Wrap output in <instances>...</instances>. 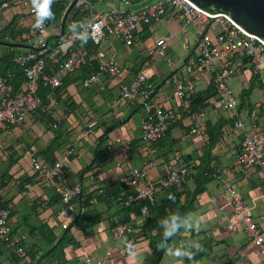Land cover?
<instances>
[{"label": "crops", "instance_id": "1", "mask_svg": "<svg viewBox=\"0 0 264 264\" xmlns=\"http://www.w3.org/2000/svg\"><path fill=\"white\" fill-rule=\"evenodd\" d=\"M151 2L135 1L133 8ZM114 6L113 0H105L98 4L97 11L106 13ZM77 12L69 15L65 36L82 27L83 22L75 20ZM12 21L28 28L34 26L36 15L17 9L0 12L1 25ZM182 25L181 16L172 19L167 16L159 23L142 25L132 46L117 38L100 47L92 45L89 62L74 74H63L62 87L50 90L48 95L55 98L56 104H51L48 97L47 103H42L25 124L1 131L0 205L11 209L9 223L13 239L24 247L26 258L18 257L0 239V264H79L86 257L104 260L110 249L112 255L106 264H146L152 253L149 239L142 233L148 216L131 212L128 225L135 233L123 240L114 241L113 230L133 199L126 195L132 190L124 186L129 171L143 168L152 160L156 165L148 170L146 184L166 178L172 166L181 161L193 171L192 180L178 189L182 196L175 206H185L188 213L180 219L177 233L167 243L161 264H261V252L248 239L239 218L231 209L221 210V207L225 202V183H230L238 196L254 208V219L259 220L264 214V196H261L264 172L238 166L242 137L234 131L235 120L219 105L216 84L209 73L196 82L194 98L202 101L208 92L212 95L194 109L192 106V111L205 110L207 127H216V142L210 148L209 134L191 133L193 117L182 110L173 79H188L185 66L196 58L197 42L205 33L215 40L217 33L207 32L200 21L187 26L186 33L181 31ZM50 26L51 32H60L61 23ZM161 39H168V58H150L149 51ZM48 44L55 47L57 41L48 40ZM32 50L29 46L0 43V78L10 79L17 93L25 90L26 80L5 60ZM111 57L121 67L119 78L100 75V84L85 88L83 83L90 76V69L95 71L100 61ZM47 65L50 74L56 71L49 59ZM229 68H234L229 85L237 96L239 115L246 129L264 134V66L258 72L247 58L238 56ZM140 73L157 86L154 106L182 114L181 119L172 123L167 135L152 145L141 138L142 100L132 102L120 97L121 84H131ZM92 120L97 121V127L87 140L83 132ZM117 139L121 144L107 151L106 146ZM122 146L129 149L128 160L120 151ZM71 150L73 153L68 156ZM32 158L49 166L68 162V184L82 187V199L75 202V210L68 218L59 216L64 207L61 198L52 186H44L37 179ZM205 171L210 172L211 175H206L210 179L198 193L204 179L201 174ZM110 189L121 192L119 197L107 196L106 201H99V195ZM169 197L163 191L156 197L157 204ZM64 224L68 227L64 228ZM229 224L237 225L238 230L230 231ZM66 232L75 243L64 250L60 261V255L53 250Z\"/></svg>", "mask_w": 264, "mask_h": 264}, {"label": "built area", "instance_id": "2", "mask_svg": "<svg viewBox=\"0 0 264 264\" xmlns=\"http://www.w3.org/2000/svg\"><path fill=\"white\" fill-rule=\"evenodd\" d=\"M61 0H53L58 2ZM68 1V7L74 0ZM105 0H78V10L87 16L82 27L75 32L66 35L55 47L48 44L50 37L59 35L60 32H51L50 23L44 20L40 28L34 26L21 34L5 37V42L13 45L29 46L33 50L26 54L15 56L14 63L20 66L26 77L25 90L14 94L10 82L0 78V133L2 130L25 124L28 118L42 107V99L39 95L41 86L57 90L62 87L61 76L78 72L90 60L87 49H75L81 41L88 39L95 47L102 46L111 38L120 39L126 46H132L137 39V32L142 25L159 23L167 16L171 19L179 15L182 17L183 25L181 31L186 33V28L196 21L202 22L208 31H216L215 40L208 33L203 34L196 46V58L185 66L188 79L183 81L173 79L174 90L177 98L182 102V110L190 113L193 117L192 134H206L205 123L206 112L199 109L192 111V98L196 94V82L205 73L213 76L216 84V94L219 105L227 111L235 120L234 131L241 135V152L237 159L240 168H257L264 172V134L258 131H249L239 115V102L237 96L229 85V80L234 74V68H229L236 57L247 58L260 71L264 66V38L250 33L238 24L229 14L212 11L203 8L192 0H153V2L133 8L135 1L148 0H113V9L106 13L97 10L98 4ZM52 2V3H53ZM116 3L120 4V7ZM11 9H24L29 14H35V8L31 0H5L0 5V12ZM5 25L0 24V31H4ZM188 44V40L186 39ZM168 39L159 40L155 47L149 51L152 59L168 58ZM49 59L55 73L50 74L47 65ZM169 62L173 61L169 59ZM121 67L114 57L98 63L97 71L93 73L83 86L90 88L101 83L100 75L110 79H117L121 75ZM157 93V86L144 74L140 73L129 85L121 84L120 97L126 101L142 100L143 119L141 122L142 140L148 144H156L162 140L171 124L182 118L181 113H173L154 106L152 100ZM50 103L56 104L53 96H49ZM97 127V121H90L84 132V137L89 140ZM121 140H113L107 146V151H113ZM2 144L0 142V148ZM125 160L129 159V149L125 146L120 148ZM154 150L152 151V153ZM68 151L67 155H72ZM36 171L37 179L44 186H52L60 196L64 207L59 216L68 218L75 210V202L82 197V187L79 184H68L66 161L56 162L54 165H44L36 158L31 159ZM178 164V163H177ZM172 166L166 178L146 184L148 170L154 168L156 163L152 160L143 168H131L129 175L124 181L125 186L134 189L132 201L143 204L141 214L149 216L150 206L157 204V196L163 191L171 188L181 190L187 181L192 180L193 171L188 164L179 163ZM121 164H118L120 167ZM225 202L221 210L231 209L243 224L245 234L251 243L259 248L262 256L261 264H264V214L259 220L254 219V208L242 200L230 183H225ZM261 191V188L259 187ZM261 196H264L261 193ZM10 207L0 205V239L14 249L20 258H26V252L20 242L13 239L10 227ZM67 228V225H63ZM230 231H237L235 224H229ZM135 230L128 224L118 223L113 230L114 241H120L127 236L133 235ZM25 238H23L24 240ZM112 249L108 250L105 259L95 261L90 257L82 258L79 264H106L111 258Z\"/></svg>", "mask_w": 264, "mask_h": 264}, {"label": "trees", "instance_id": "3", "mask_svg": "<svg viewBox=\"0 0 264 264\" xmlns=\"http://www.w3.org/2000/svg\"><path fill=\"white\" fill-rule=\"evenodd\" d=\"M67 8H68V1H66V0H61L58 2L51 3L50 4V10L52 13H54V18L45 19V20H47L50 24L54 23V24L59 26ZM76 19L79 21H82V22H84V20H86L85 15L82 14L81 10H79L77 12V14L75 15V20ZM66 25H67V23H66ZM27 29L28 28L24 27V25L21 24L20 22L19 23L15 22V21L10 22L8 25L5 26L4 31H0V43L9 44V43L4 41L6 36H8V35L15 36V35L21 34L22 32L26 31ZM49 41H55L56 42L54 37H50ZM92 45L93 44L90 40L85 39V40L81 41L80 44H78L75 49H79V48L87 49L89 51L90 57H92L91 56ZM14 58H15V56L11 57V58L8 56L7 60H5V63H7L8 65L10 64L11 67H13V69L17 71L18 76L25 78V80H26L23 69L14 63ZM49 64L50 63H48V65ZM51 66L53 67V65H51ZM97 67H98V65L95 67V71H94V69H90L91 70V74H89L90 76L97 71ZM8 69H10V68H8ZM49 73H50V69H49ZM53 73H55V71ZM3 75H4V77L6 76L5 74H3ZM8 82H10V84H11L10 79H8ZM11 87H12V85H11ZM12 90H13V87H12ZM50 90H51L50 88H44L43 86L40 87L39 95L42 99L43 104L47 103V99L49 100L48 94H49ZM13 92H14V94H19V93L15 92V90H13ZM208 93H209V95L207 94L206 96L202 97V98H204V99H202V101L197 100V99L195 100V98H194L195 96L192 98L193 109L196 107V105L202 104L203 101H205L206 99H208L212 95V92H208ZM169 129H170V127H169ZM169 129H168V131H169ZM215 129H216V127L214 129L207 128L206 134H209L210 148H212L216 142V138H215L216 133L214 132ZM201 175L204 177V179H202V182L200 181L201 183H200V187L198 189V193H200L204 190V188H203L204 184L206 182H208V180L210 179L207 176H209L211 174H210V172L205 171ZM201 175H200V177H201ZM124 186H125V184H124ZM126 189L132 190L131 192L126 194L128 196L130 195V197L132 198L134 196V189L129 188V187H126ZM165 192L169 193V196H170L169 199L166 202H162V203L157 204L155 206H150V208H149L150 214H149V216H148V218H147V220H146V222L142 228L143 235H145L149 239V242H150L149 244H150V248L152 251L151 256H150V258L146 264H161L167 243L171 240L172 236L177 233V230L179 228L180 219L182 217L186 216V214L188 213V209L185 206L182 208L175 207L176 205L179 204V201H180L181 196H182L181 193L178 191V189L171 188L169 190H166ZM120 193H118L117 191L115 192L114 190H111V189L105 190L104 192H102V194L99 195L98 200L99 201H106L107 196L119 197ZM81 199H82V197L80 198V200ZM142 206H144V205L137 203V202H134V201H131L129 203L128 207H126V209H124V211H122L121 217H120V223L128 224L130 221L129 215L131 212H134L135 214H141ZM154 232H155V234H154ZM74 243H75L74 240H72L69 237L68 232H66V234L59 241L57 247L53 250V253H55L57 256L60 255V261H62L61 257L63 256L62 254L64 253V250L68 246H70Z\"/></svg>", "mask_w": 264, "mask_h": 264}, {"label": "water", "instance_id": "4", "mask_svg": "<svg viewBox=\"0 0 264 264\" xmlns=\"http://www.w3.org/2000/svg\"><path fill=\"white\" fill-rule=\"evenodd\" d=\"M199 6L212 11L229 14L250 33L264 38V0H192ZM78 0L67 8L60 26V34L53 36L57 42L66 34V23L70 14L78 11ZM12 46H22L13 45ZM33 49V48H31Z\"/></svg>", "mask_w": 264, "mask_h": 264}, {"label": "clouds", "instance_id": "5", "mask_svg": "<svg viewBox=\"0 0 264 264\" xmlns=\"http://www.w3.org/2000/svg\"><path fill=\"white\" fill-rule=\"evenodd\" d=\"M53 0H31V4L35 8L36 21L34 28H40L45 19L54 18V13L50 10V4Z\"/></svg>", "mask_w": 264, "mask_h": 264}, {"label": "rangeland", "instance_id": "6", "mask_svg": "<svg viewBox=\"0 0 264 264\" xmlns=\"http://www.w3.org/2000/svg\"><path fill=\"white\" fill-rule=\"evenodd\" d=\"M5 0H0V5L4 2ZM17 10H24V9H17Z\"/></svg>", "mask_w": 264, "mask_h": 264}]
</instances>
